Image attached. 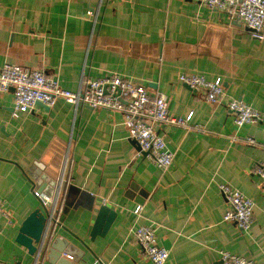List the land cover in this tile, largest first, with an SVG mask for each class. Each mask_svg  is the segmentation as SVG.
Listing matches in <instances>:
<instances>
[{
	"label": "crops",
	"instance_id": "1",
	"mask_svg": "<svg viewBox=\"0 0 264 264\" xmlns=\"http://www.w3.org/2000/svg\"><path fill=\"white\" fill-rule=\"evenodd\" d=\"M5 62L42 70L69 90L118 73L164 95L170 114L192 116L188 128L155 124L174 155L160 169L139 152L118 111L59 99L13 119L12 90L0 93V264H34L16 236L34 209L47 217L33 193L52 186L49 167L67 148L71 180L52 239L83 251L74 264H153L134 240L142 224L155 227L164 264H219L221 250L264 264V176L255 173L264 168V39L199 0H0V67ZM184 72L221 78L227 97L261 118L237 127L224 103H207L204 90L178 80ZM221 183L252 199L248 230L223 220ZM102 204L116 215L91 239ZM46 255L40 264H50Z\"/></svg>",
	"mask_w": 264,
	"mask_h": 264
},
{
	"label": "built area",
	"instance_id": "2",
	"mask_svg": "<svg viewBox=\"0 0 264 264\" xmlns=\"http://www.w3.org/2000/svg\"><path fill=\"white\" fill-rule=\"evenodd\" d=\"M199 2L211 9L227 13L230 18L238 19L253 38L264 39V0H199ZM88 14L93 15L92 12ZM178 80L191 89L204 90V99L207 103H224L233 112L237 127L257 122L261 118L260 113L252 106L236 98L227 97L219 77L210 80L203 74L184 72L178 75ZM9 90H12L13 95L11 110L13 119L29 112L38 103L51 107L59 99L74 106L81 104L120 112L129 138L136 142L139 152L145 154L160 169L168 168L174 155L167 148L163 137L157 133L155 124L167 123L188 128L192 116V113L185 117L170 114L164 95H150L143 85L118 73H110L99 79H82L75 90H69L62 87L57 78L47 76L42 70L5 62L0 67V93ZM247 141L250 144L255 142L252 138H247ZM71 166L72 158L67 148L61 164L49 167V171L55 174L52 194L47 195L34 190V196L47 208L46 222L35 252L34 264H40L56 228L61 225L62 206L71 180ZM255 173L264 176V168L262 166L256 168ZM219 190L227 204L223 220L233 222L243 231L248 230L253 220L252 199L227 183L219 184ZM140 210L141 206H137L134 212L138 214ZM1 231L0 227V233ZM155 231L152 224L139 225L133 230L134 240L142 254L153 264H164L168 251L157 245ZM219 264L256 263L243 256L221 250Z\"/></svg>",
	"mask_w": 264,
	"mask_h": 264
},
{
	"label": "water",
	"instance_id": "3",
	"mask_svg": "<svg viewBox=\"0 0 264 264\" xmlns=\"http://www.w3.org/2000/svg\"><path fill=\"white\" fill-rule=\"evenodd\" d=\"M43 107L42 103H38ZM135 142V141H134ZM136 144V142H135ZM139 149V147H138ZM44 179V178H43ZM54 186V182L51 187ZM45 190L44 193L51 195L53 188ZM116 212L106 204L100 205L94 224L90 231L91 239L95 236H103L111 225ZM46 216L40 212V209H34L22 222V225L16 236V241L27 248L28 253L33 255L36 252L37 246L40 243L41 235L44 230ZM62 253L70 256V258L62 257ZM83 255L74 244L60 237H54L47 247L46 259L50 264H74Z\"/></svg>",
	"mask_w": 264,
	"mask_h": 264
}]
</instances>
